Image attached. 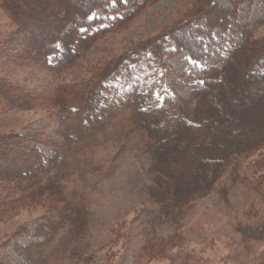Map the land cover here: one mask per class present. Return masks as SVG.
I'll return each instance as SVG.
<instances>
[{
  "label": "rangeland",
  "instance_id": "1",
  "mask_svg": "<svg viewBox=\"0 0 264 264\" xmlns=\"http://www.w3.org/2000/svg\"><path fill=\"white\" fill-rule=\"evenodd\" d=\"M13 1L29 10L26 0ZM201 1L122 0L127 9L117 17L97 10L92 17L103 19L102 27L109 26V30L86 41L87 51L80 57L68 58L58 70L43 66V53L52 48L69 9H82L80 15L84 14V1L50 0L43 5V14L41 9H35L36 14L41 13L37 15L39 26L30 27L31 31L23 32L19 39L8 15L0 8V36H7L4 40L0 37V47L13 49V44H21L22 48L14 49L20 55L26 47L31 52L25 59H33L36 65H22L15 51L3 52L6 58L1 60L0 56L2 83L10 82L37 101L27 109L19 108L20 103H8L7 91L0 89V132L34 135L45 157L57 160L51 175L57 173L68 208H83L87 219L86 231L75 237L65 224L67 213H61L67 205L56 208L45 203L43 193L40 199L29 201V192L9 180L6 187L0 185V264H264V242L246 237L245 230L238 228L241 224L257 225L264 217V210H259L264 206L260 202L264 201V145L249 156L233 158L213 190L192 203L177 217V223L162 219L159 205L150 196L154 180L152 141L144 131L132 126L133 112L126 102V89L132 76L139 80L143 94L146 90L157 91L151 85L154 81L159 84L164 77V89L182 101H192L193 107L194 83L188 69L191 57L175 41L167 42L168 67L156 78L149 76L146 87L143 83L148 55L137 61L129 76L105 83L103 98L95 99L90 121L84 120L85 114L80 121L69 111L59 114L60 107L54 106V98L57 101L64 95L70 106L84 107L91 95L88 92L102 83V78H95L106 67L111 69L112 64L129 54L156 46L162 36L176 33L183 28L185 18L191 16V12L187 14L190 8L195 14L199 12L196 10ZM233 2L215 1L219 9L229 13ZM55 9L62 17L60 21L50 13ZM236 14L240 25H249L253 41L264 44V0L244 2ZM193 18L197 22L201 15ZM213 36L217 41L224 37L234 40L227 46L239 45L242 39L234 27L228 33L218 27ZM200 38H206L205 33L199 34ZM183 41L188 42L187 36ZM59 47L62 51L63 45ZM220 50L217 45H208L210 56L202 59L199 66L221 65L225 55L220 57ZM61 56L52 55L50 63L57 64ZM8 58L12 66L4 65ZM261 93L264 86L249 94L231 95L233 104L222 114L236 127L231 130L233 138L257 141L264 120ZM0 165L2 172L6 164ZM44 192L53 194V190ZM33 243L38 245L31 248ZM29 248L31 252H23Z\"/></svg>",
  "mask_w": 264,
  "mask_h": 264
},
{
  "label": "trees",
  "instance_id": "2",
  "mask_svg": "<svg viewBox=\"0 0 264 264\" xmlns=\"http://www.w3.org/2000/svg\"><path fill=\"white\" fill-rule=\"evenodd\" d=\"M83 1L86 7L83 15H80L82 9H69L67 16L63 18L56 14L58 9L50 12L57 15L58 21L62 18L63 28H60L59 34L55 36L52 48H48L43 53L45 68H57L58 70L68 58L82 56L84 51H87L86 41L109 30V26L102 27L105 22L103 19L92 17L95 11L102 10L108 15L117 17L127 9L122 0ZM215 1H201L202 3L197 5L198 10L196 11L199 12L196 14L190 8L187 14L191 12V14L189 13L191 16L185 18L186 23H183V28L177 29L176 33L162 36L156 46L142 48L136 53L129 54L119 60L116 65L112 64L111 67H114L111 69L106 67L95 78H102V83L88 92V96L90 93L91 95L87 98L85 108L70 106L64 95L57 101L54 98V106L60 107L59 114L69 111L70 114L75 115L77 121L84 119L82 115L85 114L84 120L90 121L92 109L95 107V99L103 98L104 88L102 86L105 83H110L121 76H129L133 73L137 61H141L147 55L150 56V61L147 62L145 71V83H143L145 87L149 84V76L156 78L159 72L168 67L169 55L166 50L168 40L175 41L179 49L185 50L189 54L191 57L188 67L189 79L194 83L192 85L193 107H191L192 101H182L164 89V77H161L159 84L157 81L152 83V89H157V91L148 93L146 90V94H143L144 89H139V80L132 76L129 79L131 84L126 89V102L130 104L133 112L131 124L144 131L152 141L150 155L154 180L150 196L159 205L161 218L175 223H177V217H181L188 211L192 203L207 196L213 190L233 158L249 156L255 151H259L258 149L264 145V120L261 121V132L257 135V141L251 143L250 141L246 142L245 139L233 138L231 130L236 127L222 114L224 109L229 110V105L233 104L232 94L234 96L238 93L249 94L264 86V44L253 41L249 25H240L237 22L236 14V9L242 3L254 2V0H234L232 4L234 8L230 13L223 8L219 9ZM47 2L50 0H26L25 4L29 7V10H26L24 7H19L13 0H0V8L8 15L11 25L15 27L14 35L17 39L23 32H30V27L39 26L36 24L38 23L37 19L40 18L37 15L44 13L42 7ZM35 9H41V13L36 14ZM62 13H66L63 8ZM200 15L201 18L195 22L193 17ZM189 21L192 22L188 23ZM115 22L116 20L113 21V24ZM218 27L223 33H228L233 27L237 29L242 36L239 45L227 46L234 40L229 41L226 37L217 41L213 36V31ZM201 33H205L206 38L199 39ZM184 36H187L188 42L183 41ZM0 37L1 40H4L7 36ZM10 40L13 39L10 38ZM207 40H209L208 43ZM60 44L63 45L62 51L59 47ZM208 45L219 46L221 49L218 52L219 56L225 55L221 65L208 68L199 66L202 59L210 56L207 52ZM14 48L22 47L21 44H13V49L0 47L1 60L6 58L2 56L3 52L6 54L15 51L17 55L15 58L22 65L36 67L32 62L33 59H25L26 55L30 57L31 51H27L25 47L23 55H19L18 50ZM55 54L62 56L57 64L52 65L49 59ZM8 59L4 65L12 66V59ZM2 78L0 77V89L7 91L6 100L8 103L19 102L17 107L25 109L37 103L36 99L24 90L16 88L10 82L2 83ZM261 82L263 83L261 84ZM261 94L264 95V93ZM98 106L102 108L101 103ZM249 115L251 116L248 114L247 117ZM248 131L250 130L248 129ZM238 137L240 138V134ZM36 140L34 135L25 136L0 132V164H6V167L1 168L4 171L0 172V185L4 188L9 180H14L21 190L29 192V201L40 199L43 193L46 198L45 203L49 202L56 208L67 205L61 212L62 214L67 213L65 224H67L70 233L75 237H81L86 231V213L83 208H68L64 187L57 173L51 175L52 172H55L57 160L54 162L52 158L47 159L37 147ZM15 156H17L16 159H14ZM0 167L2 166L0 165ZM15 173L18 175L16 176ZM23 175H25L24 178ZM45 190H53V194L48 196L44 192ZM260 202L262 205L264 201L260 199ZM259 210L262 212L264 206L259 207ZM259 217L260 215L256 216V218ZM262 218L257 225L241 224L238 228L245 230L246 237L257 238L264 242V217ZM36 245L38 243H33L31 248ZM31 248L24 249L23 252L27 250L31 252ZM27 259L30 261V258Z\"/></svg>",
  "mask_w": 264,
  "mask_h": 264
}]
</instances>
